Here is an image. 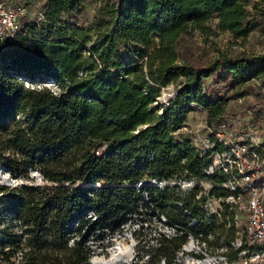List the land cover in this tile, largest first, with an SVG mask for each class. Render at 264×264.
Wrapping results in <instances>:
<instances>
[{
    "label": "trees",
    "instance_id": "16d2710c",
    "mask_svg": "<svg viewBox=\"0 0 264 264\" xmlns=\"http://www.w3.org/2000/svg\"><path fill=\"white\" fill-rule=\"evenodd\" d=\"M86 1L46 0L37 18L21 19L20 34L0 42V167L23 182H0V264H93L96 248L135 221L134 264H181L177 255L191 237L205 250L215 240L232 264H264L250 253L264 242L234 246V204L223 202L220 216L208 214L203 189L173 183L205 179L210 195L231 196L225 176L206 175L205 168L214 151L226 149L216 132L230 127L231 101L254 95L252 114L263 113L257 88L264 53H220L193 64L179 62V42L213 18L220 31L248 37L256 21L247 18V0H96L101 22L68 23ZM131 45L136 57L126 62L121 51ZM140 61L145 71L131 77ZM173 84L174 98L154 110ZM191 104L203 108L210 130L213 146L203 154L182 132ZM158 216L171 230L149 239L145 225L154 227Z\"/></svg>",
    "mask_w": 264,
    "mask_h": 264
},
{
    "label": "rangeland",
    "instance_id": "374dc122",
    "mask_svg": "<svg viewBox=\"0 0 264 264\" xmlns=\"http://www.w3.org/2000/svg\"><path fill=\"white\" fill-rule=\"evenodd\" d=\"M44 1L46 0H23L22 2L26 6L27 14L21 19L27 20L31 17L37 18L35 16H37L38 9ZM99 7L100 3L96 0H87L79 11L67 15L66 20L68 23L79 24L86 27L98 24L102 21L101 17H99L101 15L98 11ZM246 8L248 10L247 18L255 19L256 21V27L248 37L236 38L228 32L220 31L217 27L218 19L213 18L205 24V28H194L182 36L179 42V62L186 60L193 64H204L216 58L220 53H225L231 57H251L264 53V0H247ZM37 20L39 21V19ZM98 40V36L93 34V42H97ZM121 54L126 62H129L131 55L136 57L135 48L132 45L124 47ZM138 64L140 65V69L133 73L131 77L142 75L145 71L142 62L140 61ZM253 82L255 83V86H258L260 81L254 79ZM262 85L263 88H257V90L264 93V83ZM51 88L56 90L54 83H52ZM176 92L175 84L164 88L161 96H159L154 103L153 109L161 112L162 106L164 104H169L170 100L176 95ZM164 93L167 96H165ZM225 95L229 97L230 92H225ZM255 103L256 98L254 95L230 102L232 122L230 127L226 129L225 136L227 139H230L233 142L245 140L255 144L264 143V111L259 117L252 114L254 111L250 109V107ZM190 106L192 110L188 114L186 126L182 129V132L189 134L191 132V136L195 134L194 136L197 141L204 145L209 138L210 130L203 119V108L197 104H191ZM261 175H264V173H261L259 176ZM31 176L34 177L35 182H40L42 180V176L36 170L31 171ZM6 177L11 178L9 173L0 167V182L5 184ZM173 183L180 186V189L182 190H189L186 179L178 180ZM164 185L165 184H160L162 187ZM204 188V192H206V204H208L211 211L214 212L221 209L223 202L234 204L233 210L236 213L237 219L236 228L239 233V238L234 246L238 247L241 242L252 244L254 238L248 232L245 223V212L239 208V204L237 203L238 200L235 197H228L226 199L215 197L209 194L211 190L210 186ZM142 209L143 204L140 202L136 207L135 212L141 211ZM137 216L138 215L134 214L133 218L135 217V219H137ZM154 222V227L153 225H145L144 228V234L149 239L158 236V232H170L171 228L168 226L165 217H154ZM137 224L138 221H135L134 224H126L122 232L117 233L114 237L110 238V243H105L107 246L104 248L97 247L99 246L97 243L91 242L94 248L97 247L96 250L98 252L92 258V263L98 264L93 262L95 257L109 259L111 250L116 249L121 255V260L115 264H134V257L136 255L135 247L138 244L135 230L140 229ZM214 242L215 240L208 250H205L202 245H198L195 239L192 237L189 238L187 244L183 247V250L178 253L177 261L181 264H206L207 262H210V264H232L227 258L220 254L223 249H218ZM263 252L264 249L261 246H256L250 249L252 257H258V255L263 254ZM245 254V252H241L239 256L244 257ZM257 260L261 261V257L257 258Z\"/></svg>",
    "mask_w": 264,
    "mask_h": 264
},
{
    "label": "built area",
    "instance_id": "2783aa9c",
    "mask_svg": "<svg viewBox=\"0 0 264 264\" xmlns=\"http://www.w3.org/2000/svg\"><path fill=\"white\" fill-rule=\"evenodd\" d=\"M26 14L24 3H11L8 0H0L1 43L6 39H13L21 33V17ZM40 18H43V15L40 14ZM51 85L52 83L46 84L48 87H51ZM27 86H30V83H27ZM55 87L56 90H59L57 85ZM225 133V128L216 132L217 142L225 145L226 149L212 153L211 161L205 168V174L217 173L225 176L226 180L223 187L230 190L231 196L229 198L235 197L238 200L239 208L245 212V223L249 234L254 238L253 241L260 240L264 242V182L259 176L264 172V143L255 144L245 140L233 142L227 139ZM190 134L192 133L190 132ZM194 135L192 137L200 154L212 148L213 144L209 139L202 145ZM186 181L188 189L200 187L204 192V187L210 186L211 189L213 187L210 181L205 179L191 177ZM160 184H166V182ZM203 207L208 214L220 216L221 209L213 212L206 203ZM259 257L264 258V252L258 257L251 256L252 260Z\"/></svg>",
    "mask_w": 264,
    "mask_h": 264
},
{
    "label": "bare ground",
    "instance_id": "6f19581e",
    "mask_svg": "<svg viewBox=\"0 0 264 264\" xmlns=\"http://www.w3.org/2000/svg\"><path fill=\"white\" fill-rule=\"evenodd\" d=\"M165 96H167V95L165 94ZM118 252L119 251H117L116 249L111 250L110 258L109 259L98 258L97 259L98 263H100V264H115V263H117L119 260H121V255ZM189 264H198V263H189ZM206 264H210V262H207Z\"/></svg>",
    "mask_w": 264,
    "mask_h": 264
},
{
    "label": "water",
    "instance_id": "95a60500",
    "mask_svg": "<svg viewBox=\"0 0 264 264\" xmlns=\"http://www.w3.org/2000/svg\"><path fill=\"white\" fill-rule=\"evenodd\" d=\"M18 183H23L22 181H19V180H16V179H13V178H6V180H5V184L6 185H15V184H18ZM98 258H94L93 259V262H95V263H98V260H97ZM98 264H100V263H98Z\"/></svg>",
    "mask_w": 264,
    "mask_h": 264
},
{
    "label": "crops",
    "instance_id": "0c3cea01",
    "mask_svg": "<svg viewBox=\"0 0 264 264\" xmlns=\"http://www.w3.org/2000/svg\"><path fill=\"white\" fill-rule=\"evenodd\" d=\"M204 114V113H203ZM204 119V118H203Z\"/></svg>",
    "mask_w": 264,
    "mask_h": 264
}]
</instances>
